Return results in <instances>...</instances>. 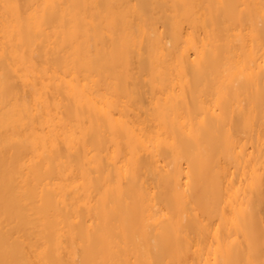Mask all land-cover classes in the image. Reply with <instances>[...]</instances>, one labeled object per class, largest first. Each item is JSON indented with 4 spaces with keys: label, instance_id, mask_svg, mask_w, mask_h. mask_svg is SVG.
<instances>
[{
    "label": "bare ground",
    "instance_id": "bare-ground-1",
    "mask_svg": "<svg viewBox=\"0 0 264 264\" xmlns=\"http://www.w3.org/2000/svg\"><path fill=\"white\" fill-rule=\"evenodd\" d=\"M0 264H264V0H0Z\"/></svg>",
    "mask_w": 264,
    "mask_h": 264
}]
</instances>
